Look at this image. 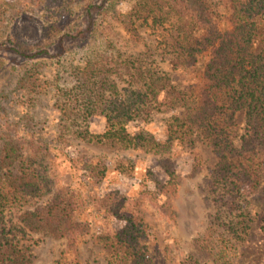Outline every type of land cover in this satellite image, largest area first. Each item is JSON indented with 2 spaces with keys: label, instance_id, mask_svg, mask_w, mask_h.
<instances>
[{
  "label": "trees",
  "instance_id": "obj_1",
  "mask_svg": "<svg viewBox=\"0 0 264 264\" xmlns=\"http://www.w3.org/2000/svg\"><path fill=\"white\" fill-rule=\"evenodd\" d=\"M109 1L38 0L42 4L38 7L48 17L40 20L43 29H38V40L33 43L10 35L9 40L0 41V49L26 59L61 56L65 49L60 50L64 37L59 22L79 6L84 25L78 29L79 23L69 25L65 35L74 39V46L85 44L84 57L70 65L66 79L53 80L63 147L68 145L66 131H72L90 141L157 150L163 144L146 125L156 113L165 111L170 140L203 139L218 153L215 180L222 191L219 200L225 209L224 218L235 234L247 233L255 218L253 212L264 210V0H130L129 8L114 10L111 16L106 13ZM124 1L117 3L120 6ZM15 8V3L0 0V38ZM28 17L22 15L21 19ZM31 17L37 18L34 13ZM117 24L137 44L144 40L143 30H150L158 54L163 60L170 59L171 70L162 69L156 58L148 61L153 56L146 53L123 55ZM122 67L130 69L133 78L130 87L124 89L119 84ZM193 67H199L203 84L196 86L197 91L179 88L174 71ZM45 81L32 72L20 84L35 97L41 94ZM95 118L107 124L104 132L90 130ZM132 124L134 128L129 130ZM11 126L0 131V264H31L17 241L18 232L66 238L65 253L71 249L74 254L66 255L64 263L80 264L73 232H90L91 220L106 222L109 218L124 221L121 227L110 225L107 233L97 235L99 241L112 247L110 264H151L142 242L146 232L139 217L140 202L120 189L96 197L92 212L80 193L59 188L47 202L22 210L19 224L10 226L7 212L42 189L40 171L29 157L53 156L52 151L59 148ZM169 160H161L167 179L156 181L166 192L175 190L178 179L175 163ZM70 162L88 180L104 183L108 170L105 159L78 153ZM116 169L123 175L132 174L123 159ZM261 229L264 235V227Z\"/></svg>",
  "mask_w": 264,
  "mask_h": 264
},
{
  "label": "rangeland",
  "instance_id": "obj_2",
  "mask_svg": "<svg viewBox=\"0 0 264 264\" xmlns=\"http://www.w3.org/2000/svg\"><path fill=\"white\" fill-rule=\"evenodd\" d=\"M8 1L15 3L16 13L5 21L2 28L4 36L0 41L9 40L12 35L14 39L36 42L39 38L38 29L42 28L40 20L48 19L38 7L42 4L38 0ZM117 1L110 0L107 3V15L111 16L114 10H125L131 5L130 0H125L120 6ZM79 8L76 5L74 12L63 17L64 22H59L61 36L64 37L60 50L65 49L61 56L26 59L13 51L0 49V59L3 61L0 64V131L12 125L18 131H24L25 134L32 132L35 138L41 137L59 147L52 151L53 156L29 157L28 161L40 171L37 175L38 180H43L42 189L40 194L27 197L22 205L9 210L7 223L10 226L19 224L18 216L22 210L47 202L53 191L59 188L80 193L89 202L92 212L96 197H103L112 189H120L140 202L139 217L146 232L142 242L148 249L146 255L151 264H189L193 261H196L195 264H264V235L261 229L264 227V210L259 214L253 212L255 218L247 233L237 235L229 229L228 219L224 218L225 209L219 200L222 191L215 180L218 153L203 139L197 138L194 142L190 139L170 140L166 135L167 112L159 111L146 125L147 131L163 144L157 150L125 147L113 141H90L76 136L72 131H66L68 145L63 147V141H59L63 130L62 118L54 107L53 80L56 77H59V82L66 79L70 65L80 62L84 57L85 44L74 46V39L65 35L69 25L79 23L77 29L83 27V14ZM32 13L37 18L31 17ZM22 15H30V18L23 20ZM117 29L118 46L123 55L146 53L147 56H153L148 61L156 58L162 69L171 70L170 59L163 60L158 54L156 40L150 30H143L144 40L137 44L132 42L121 25L117 24ZM4 66L7 68L4 69ZM32 72L43 81L46 80L39 87L41 94L35 97L32 96L34 93L28 91L29 88L25 89L20 84V80ZM119 73L120 87H130L133 83V78L129 76L131 70L122 67ZM200 75L199 67L173 73L174 82L179 88L195 91L196 86L202 85L204 81ZM133 126L130 125L128 129H133ZM107 128V124L99 118L90 123V130L95 133L104 132ZM78 153L88 158L101 157L106 160L108 170L102 185L88 180L81 169L72 166L70 157ZM164 158H170L169 162L175 163L178 179L174 191H163L156 184L157 180L162 182L167 179L161 167ZM121 159L125 165H129L132 174L118 172L116 165ZM199 161L201 164H198ZM88 216L84 218L89 219ZM101 221L91 220L90 232H73L80 264H110L112 247L99 241L97 235L107 233L110 225L121 227L124 221L113 218ZM16 235L20 247L30 257L31 264H65L66 255L74 254L71 249L69 254L65 253L66 238L32 232H18Z\"/></svg>",
  "mask_w": 264,
  "mask_h": 264
}]
</instances>
